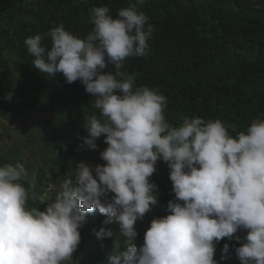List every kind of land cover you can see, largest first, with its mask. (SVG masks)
I'll list each match as a JSON object with an SVG mask.
<instances>
[{
  "label": "clouds",
  "instance_id": "1",
  "mask_svg": "<svg viewBox=\"0 0 264 264\" xmlns=\"http://www.w3.org/2000/svg\"><path fill=\"white\" fill-rule=\"evenodd\" d=\"M143 4L135 0L115 17L107 6H93V27L84 37L60 24L25 39L35 69L62 73L68 84L79 80L94 97L98 114L85 118L88 135L80 148L97 150L101 136L107 147L100 152L104 164L78 162L58 188L50 184L56 194L43 210L29 206L25 166L0 165V264H76L80 229L96 209L107 218L95 237H115L106 264H219L217 242H240L235 234L242 229L247 235L235 248L240 264H264V119L242 131L199 116L171 124L167 97L158 88L137 87L136 75L124 70L128 58L149 51L155 29ZM48 38L50 49L43 46ZM159 161L169 168L175 198L168 215L152 219L138 248L137 221L159 202L150 179ZM108 225H117L118 235Z\"/></svg>",
  "mask_w": 264,
  "mask_h": 264
},
{
  "label": "trees",
  "instance_id": "2",
  "mask_svg": "<svg viewBox=\"0 0 264 264\" xmlns=\"http://www.w3.org/2000/svg\"><path fill=\"white\" fill-rule=\"evenodd\" d=\"M132 3L135 0H0V144L13 135L2 124L18 125L30 117L35 124L32 139L0 152V165L25 166L28 179L22 183L29 190L30 207L43 210L54 199L57 189L48 188L51 183L58 188L60 170H66L65 159H71L68 153L78 157L77 163L102 165L100 152L107 145L101 136L97 150L80 148L81 138L88 135L85 118L98 114L92 108L94 97L79 80L68 84L62 73H40L24 41L60 24L84 37L93 27V6H107L115 17ZM140 8L155 30L148 54L128 58L124 70L136 75L137 87L158 88L167 97L165 115L171 124L199 116L221 119L242 131L254 119H264V0H144ZM43 46L50 49V38ZM27 155L38 160L29 164ZM150 179L158 186L159 202L137 221L138 248L152 219L168 215L167 205L175 198L166 163L159 161ZM106 218L99 209L87 214L73 254L76 264H106L115 237L100 241L93 234ZM107 227L118 235L117 225ZM235 235L240 242L227 237L217 242L214 259L219 264H240L235 248L247 231ZM123 240L118 241L120 251H126Z\"/></svg>",
  "mask_w": 264,
  "mask_h": 264
},
{
  "label": "rangeland",
  "instance_id": "3",
  "mask_svg": "<svg viewBox=\"0 0 264 264\" xmlns=\"http://www.w3.org/2000/svg\"><path fill=\"white\" fill-rule=\"evenodd\" d=\"M33 120L34 119L32 117H30V118L22 121L21 122L22 124H18V125H9L7 123L2 124L1 125L3 127L2 129L3 130H6V129L10 130V132L13 133V135L10 138L5 139V141H3L0 144V152L6 151L7 149H9L15 142H17V143L28 142V139H32L33 135H31V133L35 127ZM14 129H16V131H14ZM68 154L71 155V159H68V158L65 159V161H68L67 169L66 170L65 169L60 170L61 177L65 176L70 171V169L73 170L77 161H78V157L74 153H68ZM69 155H68V157H69ZM25 160L29 164H33L38 159H37V157H31V159H30V156L27 155L25 157ZM51 184H53V183H51ZM48 196L50 197V194H48Z\"/></svg>",
  "mask_w": 264,
  "mask_h": 264
}]
</instances>
